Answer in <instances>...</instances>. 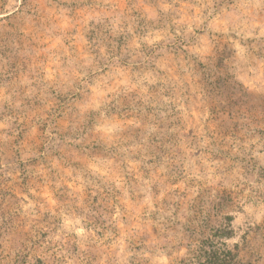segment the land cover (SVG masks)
<instances>
[{"label":"rangeland","instance_id":"1","mask_svg":"<svg viewBox=\"0 0 264 264\" xmlns=\"http://www.w3.org/2000/svg\"><path fill=\"white\" fill-rule=\"evenodd\" d=\"M0 264H264V0H0Z\"/></svg>","mask_w":264,"mask_h":264}]
</instances>
